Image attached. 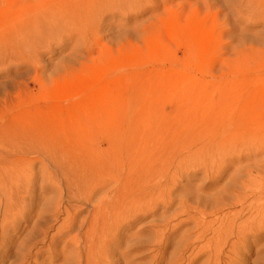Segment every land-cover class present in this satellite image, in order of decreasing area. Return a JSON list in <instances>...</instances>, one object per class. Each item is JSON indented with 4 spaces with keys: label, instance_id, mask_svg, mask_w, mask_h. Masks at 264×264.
Masks as SVG:
<instances>
[{
    "label": "bare ground",
    "instance_id": "6f19581e",
    "mask_svg": "<svg viewBox=\"0 0 264 264\" xmlns=\"http://www.w3.org/2000/svg\"><path fill=\"white\" fill-rule=\"evenodd\" d=\"M126 3L44 0L26 16L10 18L15 9L10 0H0V43L9 48L6 55L32 59L53 36L82 28L79 36L94 47L99 31L83 19L125 9ZM8 20L13 24L3 28ZM126 103L125 116L95 124L65 153L40 142L0 143V251L7 234L20 235L32 222L8 264H241L249 238L264 234L263 130L153 126L135 122L132 114L140 110L134 99ZM111 126L116 129L109 135ZM19 154L34 158L25 167L20 159H8ZM198 174L200 182L209 181L190 189ZM213 185L218 190L204 195L202 189ZM147 216L158 220L150 239H143L145 229L136 228ZM184 223H193L191 231L172 241L169 230ZM61 243L62 251L53 255ZM140 244L150 255L134 258L130 248ZM46 251L51 255L43 257ZM6 262L0 257V264Z\"/></svg>",
    "mask_w": 264,
    "mask_h": 264
},
{
    "label": "rangeland",
    "instance_id": "374dc122",
    "mask_svg": "<svg viewBox=\"0 0 264 264\" xmlns=\"http://www.w3.org/2000/svg\"><path fill=\"white\" fill-rule=\"evenodd\" d=\"M262 1L129 0L125 9L90 14L88 22L83 19L99 31L94 47L85 42L86 36L82 39L84 34L79 36L82 28L78 34L66 31L61 37L48 36L32 59L6 55L9 48L0 43V143L40 142L65 153L75 142H83V135L94 130L95 124L125 116L126 102L132 99L143 112L132 114L135 122L147 120L161 127L231 125L264 131ZM43 2L10 0L15 9L10 18L26 16L32 6ZM8 21L3 28L13 24ZM146 96L150 100L142 103ZM110 129L116 128L109 127L105 131L109 135ZM33 158L19 154L8 159H20L18 165L25 167ZM196 177L190 189L209 181L200 182L202 174ZM215 188L202 191L214 194ZM63 205L85 207L70 201ZM157 220L147 216L137 226L145 229L141 238L150 239V227ZM31 224L20 235L7 234L10 240H5L0 251L6 264L28 238ZM180 226L169 230L172 241L191 231L193 223ZM134 232L125 235L129 238ZM138 246L130 248L134 258L150 253L146 244ZM61 247L63 243L55 246L52 254L58 255ZM113 247L121 251L124 246ZM241 251V264H264V234L249 238Z\"/></svg>",
    "mask_w": 264,
    "mask_h": 264
}]
</instances>
